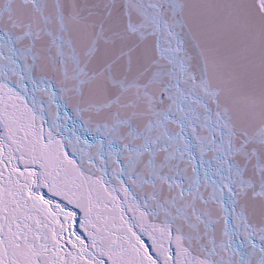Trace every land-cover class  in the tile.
I'll return each instance as SVG.
<instances>
[{
	"label": "snow or ice",
	"instance_id": "6c2138e0",
	"mask_svg": "<svg viewBox=\"0 0 264 264\" xmlns=\"http://www.w3.org/2000/svg\"><path fill=\"white\" fill-rule=\"evenodd\" d=\"M0 264H264V0H0Z\"/></svg>",
	"mask_w": 264,
	"mask_h": 264
}]
</instances>
